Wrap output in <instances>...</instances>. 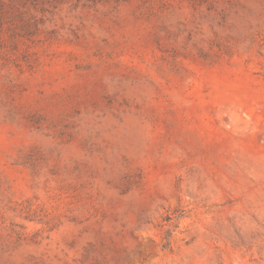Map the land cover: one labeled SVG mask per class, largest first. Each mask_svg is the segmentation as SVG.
I'll use <instances>...</instances> for the list:
<instances>
[{"label":"rangeland","instance_id":"1","mask_svg":"<svg viewBox=\"0 0 264 264\" xmlns=\"http://www.w3.org/2000/svg\"><path fill=\"white\" fill-rule=\"evenodd\" d=\"M0 264H264V0H0Z\"/></svg>","mask_w":264,"mask_h":264}]
</instances>
